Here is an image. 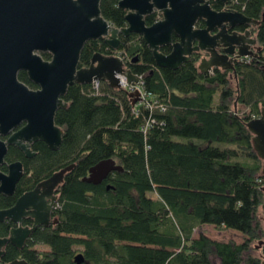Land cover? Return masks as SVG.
I'll use <instances>...</instances> for the list:
<instances>
[{"label": "trees", "instance_id": "16d2710c", "mask_svg": "<svg viewBox=\"0 0 264 264\" xmlns=\"http://www.w3.org/2000/svg\"><path fill=\"white\" fill-rule=\"evenodd\" d=\"M232 2L260 20L254 29L257 57L236 64L232 77L219 68L201 73L196 54L176 69L157 67L138 34L120 36L118 51L150 94L147 106L132 105L127 90L104 81L98 90L91 83H74L63 96L70 103L55 114L63 131L58 149L36 141L31 145L35 155L26 158L16 146L8 147L6 162L21 161L23 174L13 194L0 193V209L75 165L56 190L57 222L38 227L21 249L6 244L0 261L77 264L74 256L81 252V264H214L213 257L219 264H261L264 246L256 256L252 244L263 230L257 213L264 203V176L247 122L264 108V0ZM100 11L114 26L126 25V11L117 0H100ZM157 18L153 13L145 20L151 24ZM160 50L168 53L170 47ZM95 52L117 51L103 38L88 40L79 67L87 66ZM41 56L50 59L49 53ZM18 78L34 87L24 71ZM105 159L122 170L111 171L98 184L82 180ZM206 224L233 229L244 239L193 236ZM12 226L10 220L0 222V237L8 236ZM37 244L48 249L34 248Z\"/></svg>", "mask_w": 264, "mask_h": 264}, {"label": "water", "instance_id": "95a60500", "mask_svg": "<svg viewBox=\"0 0 264 264\" xmlns=\"http://www.w3.org/2000/svg\"><path fill=\"white\" fill-rule=\"evenodd\" d=\"M210 1L117 0L118 7L126 11V25L118 28L101 15L100 0H0V166L6 162L11 145L27 158L35 155L31 145L36 141H43L51 150L59 148L63 131L54 119L57 110L70 103L63 99L70 85L100 80L125 90L119 84L117 73L125 74L128 82L138 81V76L116 55L95 52L87 66L79 67L80 54L88 40L103 38L110 48L118 50L120 36L138 34L151 51L155 65L169 69L178 68L193 53L205 52L207 55L197 63L201 73L211 72L213 68L234 69V57L256 56L251 46L257 39L250 37L248 29L243 34L229 30L257 26L260 20L234 9L217 11ZM155 12L160 17L147 24L145 18ZM261 18L264 20V12ZM164 46L170 47L168 53L160 50ZM45 52L50 54V59H43L40 53ZM19 71H25L38 88L31 89L19 80ZM126 92L133 97L130 98L132 105L141 99L136 89ZM247 128L252 134L253 149L261 159L264 176L263 107L258 117L247 122ZM4 136L7 138L2 139ZM74 165L54 172L22 193L12 206L0 209V222L14 223L8 236L0 237V258L6 244L21 249L32 232L48 226L57 200L55 192L64 174ZM114 170H122L115 160H101L89 168L82 180L98 184ZM22 174L23 165L19 160L8 163L6 171L0 169V193L13 194ZM260 188L264 191V187ZM261 209L264 212V203ZM25 217L33 219L31 226L22 224ZM74 261L77 264L84 261L81 252L74 256ZM0 264L27 263L14 259Z\"/></svg>", "mask_w": 264, "mask_h": 264}, {"label": "rangeland", "instance_id": "374dc122", "mask_svg": "<svg viewBox=\"0 0 264 264\" xmlns=\"http://www.w3.org/2000/svg\"><path fill=\"white\" fill-rule=\"evenodd\" d=\"M247 59H249V56H247ZM232 83L235 84V80L232 81ZM257 216H258V219L260 221V224H261V227L263 230H262L261 237L259 239H257V241H255L252 244V251H253V254H255L256 256H260L262 248L264 246V220H263L264 219V212L261 209V207L259 208ZM200 233L207 235L211 239H214L216 241H222V242L234 241L235 243H240L244 239V236L241 233H239L235 230L233 231V229L218 230L210 224L202 225V226L196 228L194 233H193V236L196 237ZM260 241L262 242L261 244H260ZM34 248L40 249V250L48 249V247L46 245H43V244H37L34 246ZM258 251L260 252V254ZM212 260H213L214 264H219L218 258L213 257Z\"/></svg>", "mask_w": 264, "mask_h": 264}, {"label": "flooded vegetation", "instance_id": "af4514ba", "mask_svg": "<svg viewBox=\"0 0 264 264\" xmlns=\"http://www.w3.org/2000/svg\"><path fill=\"white\" fill-rule=\"evenodd\" d=\"M233 0H229L227 3H222L221 1H219V0H211L210 1V4H211V6H212V8L213 9H215V10H217V11H220V10H224V8H226V9H234V10H237L235 7H234V5H233V2H232ZM239 11V10H238ZM155 13H157V12H155ZM157 15H158V18L160 17L159 16V14L157 13ZM157 18V19H158ZM156 19V20H157ZM256 28V26H238V27H236V28H233V29H231V30H229V32H232V31H237L238 33H241V34H243L244 33V31L246 30V29H248L249 31H250V37H256V33H255V31H254V29ZM256 39H257V37H256ZM258 47H260L259 46V44H258V41H257V43L255 44V45H252L251 46V49L254 51V53H256V56H249V59H251L252 57H257V54H258V52H259V50H260V48L258 49ZM45 53H48V52H45ZM41 54V53H40ZM194 54H196V55H199V58H201L202 56H206L207 54L205 53V52H198V53H193V55ZM192 55V56H193ZM235 55V54H234ZM234 55L232 56V57H234ZM246 57H240V58H236V57H234V59L232 60V64H233V66H234V69H226V70H229L230 71V73H229V76L231 77L232 75H233V73H235V65L236 64H238V63H241V62H243L244 60H246L245 59ZM45 60H47V59H45ZM220 69V68H219ZM220 70H222V69H220ZM25 72V71H24ZM26 73V72H25ZM27 75V74H26ZM29 88H31V89H37L38 88V85H36V84H34V87H29ZM21 125H23V123L21 124ZM2 139H6L7 138V136H4V137H1ZM11 146H14V145H11ZM23 153V152H22ZM7 155V154H6ZM25 156V155H24ZM6 157V156H5ZM27 158V157H26ZM8 163H10V162H5L3 165H6V170H7V164ZM2 166V165H1ZM1 166H0V169H1ZM3 171V170H2ZM55 194H56V192H55ZM56 196H57V194H56ZM50 200H48V202H49ZM56 202H57V200H56ZM56 202H55V205H56ZM55 205H54V208H55ZM54 208H53V210H54ZM53 210L51 211V216H50V220H49V224L48 225H50L51 223H52V220L53 219H56L54 216H53ZM26 222H29V224H26ZM32 223H33V219L32 218H30V217H25L23 220H22V224L23 225H28V226H31L32 225ZM14 224V223H13ZM41 227V226H40ZM14 246V245H13ZM5 247V246H4ZM4 247L2 248L3 249V251H4ZM18 259V258H17Z\"/></svg>", "mask_w": 264, "mask_h": 264}, {"label": "built area", "instance_id": "2783aa9c", "mask_svg": "<svg viewBox=\"0 0 264 264\" xmlns=\"http://www.w3.org/2000/svg\"><path fill=\"white\" fill-rule=\"evenodd\" d=\"M113 55L119 56L125 63V59L119 51H117ZM245 59H247V57ZM116 76L119 77L118 80H119L120 86H122L125 90L131 92V91H135L136 89L139 92L138 98H141V99H138L137 103L146 105L147 101L149 102L148 98L150 97V94L144 91L143 85H142L143 83H142L140 76H138L137 82H128L126 79V75L123 73H117ZM99 83H100V80H94L91 84L95 90H98ZM134 110H135V107H134Z\"/></svg>", "mask_w": 264, "mask_h": 264}, {"label": "crops", "instance_id": "0c3cea01", "mask_svg": "<svg viewBox=\"0 0 264 264\" xmlns=\"http://www.w3.org/2000/svg\"><path fill=\"white\" fill-rule=\"evenodd\" d=\"M232 77V76H231ZM234 231V230H233Z\"/></svg>", "mask_w": 264, "mask_h": 264}]
</instances>
